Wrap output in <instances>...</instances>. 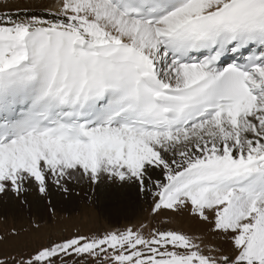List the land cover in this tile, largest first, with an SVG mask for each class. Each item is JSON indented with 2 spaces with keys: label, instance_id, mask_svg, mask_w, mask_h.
<instances>
[{
  "label": "snow or ice",
  "instance_id": "1",
  "mask_svg": "<svg viewBox=\"0 0 264 264\" xmlns=\"http://www.w3.org/2000/svg\"><path fill=\"white\" fill-rule=\"evenodd\" d=\"M55 8L0 14V193L78 174L143 188L163 168L153 213L187 210L229 247L127 227L0 264H264V0Z\"/></svg>",
  "mask_w": 264,
  "mask_h": 264
},
{
  "label": "rangeland",
  "instance_id": "2",
  "mask_svg": "<svg viewBox=\"0 0 264 264\" xmlns=\"http://www.w3.org/2000/svg\"><path fill=\"white\" fill-rule=\"evenodd\" d=\"M26 8L56 11L50 0H6L0 3V14ZM105 182L111 185L103 177L93 182L78 174L57 184L49 176L45 194L40 193L35 180L30 184L26 181L19 193L9 186L0 193V257H23L52 241L76 234L91 236L127 227L144 226L146 235L158 228H178L192 235L177 215L153 213L155 184L137 191L127 184L101 187ZM194 238L203 242L202 247L207 245L205 251L213 247L202 237Z\"/></svg>",
  "mask_w": 264,
  "mask_h": 264
},
{
  "label": "bare ground",
  "instance_id": "3",
  "mask_svg": "<svg viewBox=\"0 0 264 264\" xmlns=\"http://www.w3.org/2000/svg\"><path fill=\"white\" fill-rule=\"evenodd\" d=\"M5 1L6 0H0V3H4ZM50 2L52 4V7L55 8V4L58 2V0H50ZM28 12H40L42 15L44 14L43 11H38V10L36 11L35 9L30 10L29 8L23 9L21 11L15 12V13L13 12L11 14L13 16H15L17 14H19L20 16H24ZM169 158H171V157H169ZM146 173H147V175L145 178V185L143 188L153 187V185L156 183V181H163L165 178L164 177L165 172H164L163 168H147ZM101 177H103L105 180H110V184H111V185H109L105 182V183H103V185L101 187H104L105 185H107L108 187H113V186H118V187L121 186L122 187L121 184H127V185H131L132 186L131 188L136 187L137 191L142 189L140 182L138 180H135V179L121 181L119 178H115L114 180H112L113 177L110 178L108 175H101ZM33 180L34 179H30L27 182H29V184H30V182H32ZM125 188H127V186ZM173 215L176 217L175 214H173ZM177 217L181 218L184 226L187 227V231H189L193 236L195 235V236H199V237L204 238L207 242L211 243L213 247H219V248H224V249H227L229 247V244H228L226 238H224L223 236H219V235L214 234L211 231L210 225L202 223L198 218L193 216L187 210L184 213L177 215Z\"/></svg>",
  "mask_w": 264,
  "mask_h": 264
}]
</instances>
